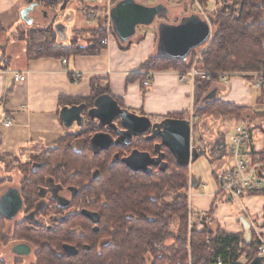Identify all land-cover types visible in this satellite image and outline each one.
Wrapping results in <instances>:
<instances>
[{
  "label": "trees",
  "instance_id": "trees-1",
  "mask_svg": "<svg viewBox=\"0 0 264 264\" xmlns=\"http://www.w3.org/2000/svg\"><path fill=\"white\" fill-rule=\"evenodd\" d=\"M217 3L218 10L212 16V39L200 54V68L211 73L264 72V0H220ZM4 31L0 23V33ZM45 31L31 30L27 39H20L26 40L29 59L86 53L87 50L81 49L77 44L60 46L56 32L53 30L47 34ZM97 42L101 43V40ZM97 45L93 48L96 51L99 50ZM195 55L193 54L188 64L171 58H154L142 70L175 69L186 72L199 56L198 54L194 58ZM213 83L216 84L214 81L196 82V117L199 119L203 114L212 115L213 111L224 118L244 117L246 108L220 101L203 103L212 92ZM104 95H109L108 88L95 90L91 100L75 105H86L89 102L93 107L95 101ZM263 98L260 99V104L263 103ZM260 114L258 118L263 120L264 111ZM170 119L189 122L183 116H171ZM262 125V129L259 128L264 133V120ZM250 133L253 136L251 130ZM75 138L76 134L72 133L60 141L58 145L64 150V156L56 162L63 165L80 162L79 156L73 151ZM203 155L199 152V158ZM208 156L213 162L220 158L213 153ZM258 156L264 162V150ZM165 163L164 171L144 176L122 166H101L102 180L93 181L85 190L82 189L87 191L83 206L87 203V196L95 198L97 202L94 203V208L100 216L99 223L84 234L74 235L71 230L64 234L48 229L34 231L24 222L15 225L8 238L5 235L9 231L7 223L0 218V244L21 242L31 245L37 249L36 264H212L217 257H222L226 264H241L240 259L244 254L251 261L260 257V242L254 232H251V243L247 244L245 234L233 235L223 230L213 232L206 227L200 230L191 224L189 179L185 172L189 167L179 166L169 150L168 161ZM80 164L84 165V162ZM166 196L170 200L162 201L161 198L165 199ZM175 222L177 229L172 232ZM77 224L80 222L77 221ZM65 245L74 247L78 254L68 256L63 247ZM0 264H5L1 255Z\"/></svg>",
  "mask_w": 264,
  "mask_h": 264
},
{
  "label": "crops",
  "instance_id": "crops-1",
  "mask_svg": "<svg viewBox=\"0 0 264 264\" xmlns=\"http://www.w3.org/2000/svg\"><path fill=\"white\" fill-rule=\"evenodd\" d=\"M123 1L108 0L102 4L103 6H98L92 0H89V4L82 1L77 3L79 8L82 7L81 12L90 23L87 28L81 29L78 39L84 40V33L87 32L92 35V41L87 46H81L76 43L78 40L76 36L70 45L62 46L70 47L77 44L81 49L87 50L86 53L29 59L26 41H19L20 39L11 36V33L21 21L20 10L27 8L35 0H0V23L5 30L3 34L7 35V38L0 40L1 157L56 147L66 136L77 132L72 131L73 127L70 129L64 127L60 120L62 108L91 100L94 91L102 88H108V96L121 108L129 110L136 116L160 122L171 116L188 118L192 125V147L197 150L215 142V139L206 141L201 134L196 137L193 131L196 124L194 121L197 120L196 118L192 121L196 108L195 86L190 81L182 83L181 72L175 69L144 71L142 67L151 59L163 57L158 53L160 24L176 26L193 16L208 20L218 7L217 0H134L136 4L148 8L161 6L166 9V13L159 15L149 26L138 25L135 34L125 43L121 42L114 32L110 19L111 10ZM200 5L206 6L205 16ZM96 11L102 12L104 18L91 21V14ZM211 29L210 41L213 35V28ZM110 34L112 38L108 46L103 47L97 42L98 40L102 42ZM95 45L98 51L93 49ZM202 48L195 50L184 63L188 64L193 54ZM64 60H67V64H64ZM15 74H25L27 78L24 82H15ZM77 76L81 78L75 83ZM215 88L217 93L213 101L255 109L260 111L259 113L264 111V98L262 104L259 102L264 97V90L253 88L243 78H234L228 86L217 84L213 90ZM248 88L258 90L261 97L259 95L255 101L252 100V91ZM8 120H11L12 124L7 128L4 124ZM233 131L228 134L218 132L222 137L218 140H227ZM252 139L248 150L259 153L252 148ZM213 164L214 186L203 184L201 179L192 173L191 178H195L196 188L192 187L188 193V204L193 220L191 223L201 228L208 224L215 232L223 230L228 234L244 235V227L239 221L240 216L244 214L239 202H228L218 195L217 175L224 166L223 160H216ZM1 167L2 165L0 171ZM244 203L251 214L263 221L264 195L251 196L246 198ZM194 216H197L199 225L195 223ZM202 216L206 220L204 224L200 222L203 220ZM242 260L243 257L240 259L241 264ZM251 263V260L247 262Z\"/></svg>",
  "mask_w": 264,
  "mask_h": 264
},
{
  "label": "flooded vegetation",
  "instance_id": "flooded-vegetation-1",
  "mask_svg": "<svg viewBox=\"0 0 264 264\" xmlns=\"http://www.w3.org/2000/svg\"><path fill=\"white\" fill-rule=\"evenodd\" d=\"M43 7L48 8L46 3H43L37 9L40 8L43 15L47 16ZM91 107L90 103L86 102V109L82 113L84 127H77V123L73 126L79 128L75 133L77 138L73 144V147L75 146L73 151L79 156L80 162L70 165L56 162L64 156L62 155L64 150H61L59 145L40 151L29 150L21 154L4 156L20 164L18 176L14 177L9 173L5 181H0V218L7 223L9 232L15 225L27 222L34 231L48 229L57 234H64L71 230L74 235L84 234L95 225L85 213H98L94 208V203L97 202L95 198L87 196V203L83 206V198L87 191L82 189L85 190L93 181L102 180V167L122 166L142 176L162 171L161 165L151 164L146 170L135 172L126 163V159L135 151L148 154L151 161L156 160L159 157L157 146L162 144L160 137L152 139L154 133L151 130L147 134L132 136L130 139L120 119L102 127L99 120H92L89 117L88 110ZM151 122L160 123L154 120ZM98 133L108 134L112 138L114 144L108 150L92 149L91 139ZM76 146L79 149H76ZM160 151L165 154L164 161H168V148L163 146ZM82 161L84 165L80 164ZM16 219L21 220L13 224ZM77 221L80 224H77ZM14 244L13 253L18 246H26L30 252L27 256L32 254L31 245L21 242Z\"/></svg>",
  "mask_w": 264,
  "mask_h": 264
},
{
  "label": "water",
  "instance_id": "water-1",
  "mask_svg": "<svg viewBox=\"0 0 264 264\" xmlns=\"http://www.w3.org/2000/svg\"><path fill=\"white\" fill-rule=\"evenodd\" d=\"M43 1L48 4H61V10L64 12L67 10L71 0H35L34 3L21 12V19L28 26L34 25V19L30 16L42 5ZM164 13H166V9L161 6L148 8L136 4L134 0H124L111 10L110 19L113 23L114 32L120 38V41L125 43L135 34L138 25L149 26L155 22L159 15ZM45 14L47 15V13ZM74 16V12H68L64 19L54 26L58 36L57 42L60 46L67 40V22H72ZM213 24V17H209L208 20H202L198 16L186 18L181 24L176 26L160 24L159 56L185 62L195 50L209 43ZM216 93L217 89L215 88L204 99L203 103L215 100ZM85 109V104L62 108L60 120L64 127L70 129L77 123V127L83 128L84 118L82 113ZM88 115L92 120H99L102 127L120 119L123 127L127 130V137L130 139L132 136L147 134L151 130L154 133L152 139L161 138L162 144L158 145L156 149L159 156L156 160L151 161L148 154L137 151L126 159L127 166L135 172L146 170L151 164L161 165V170L164 171L166 169L165 154L160 151L163 146L168 148L174 155L179 166L189 167L194 161L199 159V151L192 147V125L190 121L171 119L152 124L149 118L139 117L125 111L108 95L99 97L95 101L94 106L88 110ZM113 144L110 135L104 133L95 134L91 139V146L95 151L108 150ZM195 182V178H191L193 188H196ZM85 214L95 225L99 223L98 214L90 212ZM239 221L245 230L244 240L247 244H250L252 240V225L245 215L240 216ZM65 251L68 256H76L78 254V251L71 246H66ZM14 253L19 256H26L30 252L26 246H18ZM263 261L264 257H258L251 264H263Z\"/></svg>",
  "mask_w": 264,
  "mask_h": 264
},
{
  "label": "rangeland",
  "instance_id": "rangeland-1",
  "mask_svg": "<svg viewBox=\"0 0 264 264\" xmlns=\"http://www.w3.org/2000/svg\"><path fill=\"white\" fill-rule=\"evenodd\" d=\"M79 1H82L85 4H89V0H73L72 2L69 3V5L67 6V10L64 12L61 10V4H48L47 2H45L46 6H48V8H45V7H43V8H45V12L47 13V17H45L43 15V12H42V10H40V8L37 9L30 16L31 18L34 19L35 25L33 27L28 26L24 21H22V19H20L21 21H19L16 24V27L13 29V31L11 33V36L13 35L17 39H27L29 32L31 30H44V29L46 30L45 32L48 34L54 30V26L57 23H60L64 19L65 15L68 12H74L76 14V16H75L76 19H74V21H72V22H67V27H68L67 40L63 42L64 45H70L74 41V38L76 36H77V39L79 38L78 33L81 32V29L87 28L88 25L90 24L89 20L86 19L85 16L83 15V13L81 12L82 7L79 8V5L77 4ZM217 2H220V0H217ZM219 5H220V3H219ZM200 8L203 9L204 11L206 10V6H204V5H200ZM24 9L25 8L20 10V16H21V12ZM18 15L19 14H15V16H18ZM86 15H89V14H86ZM95 15L97 17L96 16L93 18L91 17L90 18V20L92 19L91 21H94V19H96V18H98V19L104 18V14L102 12L96 11ZM210 16L212 17L213 13ZM29 27H31V28H29ZM82 32H85V31H82ZM84 34H85V36L83 37L84 40L79 41V39L78 40L75 39L76 43L80 44L81 46H87L92 41L91 40L92 35H90L87 32ZM4 38H7L6 33L0 34V40H3ZM57 38H58V36H57ZM19 41H22V40H19ZM23 41H26V40H23ZM208 45L203 47L199 52L196 53V55L199 54L197 59L202 55V52L208 47ZM196 55L194 56V58L196 57ZM201 62H202V56H201L199 63H197V67L201 71H204L200 68ZM194 65L192 66V68L189 71L181 72V74H186V73L190 72L193 69ZM204 72H206V71H204ZM208 73H211V72H208ZM258 73H260V72H258ZM225 74H228L231 76L230 77L231 81L234 78L242 79V77L233 75V74H240V73H225V72H223V73H218V75L216 77H214L211 81H214L218 85L225 84L226 86H228L231 83V81L229 83H226V82L222 81V78H221ZM252 74H255V73H252ZM196 82H198V81H196ZM196 82L192 83V85L195 86ZM217 84H214V86ZM248 90L252 91V100L255 101L259 97L260 92L258 90L252 89V88H248ZM260 97H261V95H260ZM124 110L127 112H130L127 109H124ZM196 112L197 111L195 108L192 118H197ZM259 112L260 111H255V109H250V108L247 109L246 108L245 116L240 118V119H237L234 117L224 118V117L220 116L217 112L213 111L214 114H212V115H207V114L200 115L199 119L197 118V120H195L197 127L193 126V131L195 132L196 137L201 134L205 138L206 141H210V140L213 141V139H215V141H216L219 138H222L220 136V134H218V132H220V131H223V132L228 134V133H231L237 126H247L252 131V135H253L252 148H254L256 151L260 152L264 149V133L261 130L263 127L262 121L264 119L262 120L261 117L258 118L259 115L261 116V114ZM168 120H171V119L170 118L162 119L161 122L168 121ZM78 130H79V128H77V127H73V129H72V131H75V132ZM76 149H79V147L76 146ZM258 159H260V157H258ZM213 163L214 162L210 159V157H208V155H203L202 157H200L199 159L194 161L189 166L187 171H185L187 173V176L189 179L188 189L190 188L192 173L196 177L201 179L203 184L214 186L215 178L213 177V172H214L215 166ZM0 165H2L1 171H0V181H5L9 173L11 174V176H14V177L18 176L17 171L19 169L20 164L17 161H14L11 158H4V157L0 156ZM1 185H3V184H1ZM7 185H11V184H7ZM188 192H189V190H188ZM161 200L162 201L165 200L168 202L170 199H168V196H166L165 199L161 198ZM239 205L241 206V210H242L243 214L245 213V216L248 218V220L252 221L255 224V226L264 222V218L262 219L263 221H260L261 219L258 220V218H256L253 214H251L252 212L250 210L246 209L244 201L239 202ZM194 218H195V220H194L195 223H197L199 225V222L196 219L197 216H194ZM202 218H203V220L200 221V219H199V221L202 224L206 223L205 218L203 216H202ZM20 220L21 219L14 220L13 224H15L16 222H18ZM192 221L193 220L191 219V222ZM263 224L264 223H262L261 227H264ZM205 225H206L205 226L206 228H210L208 224H205ZM196 227L200 230L205 228V227L201 228V226H196ZM213 228H215V227H213ZM176 229H177V224L175 222L172 225V232L176 231ZM211 230H213V229H211ZM251 231L254 232L252 228H251ZM213 232H215V231H213ZM258 232L264 233V228L258 229ZM5 235H6V237L10 238L11 232L7 231V233ZM14 243L15 242H10L9 244H6V245L0 244V255L2 256V259L5 262V264H36V257H35V255L37 253L36 248L33 247V251H32V254L30 256H27V255L21 256L20 255L21 256L20 257L19 255L14 254L12 252V246L15 245ZM246 253H247V251H246ZM247 254H249V253H247ZM248 261H250V257H248L246 254H244L242 263L247 264Z\"/></svg>",
  "mask_w": 264,
  "mask_h": 264
},
{
  "label": "built area",
  "instance_id": "built-area-1",
  "mask_svg": "<svg viewBox=\"0 0 264 264\" xmlns=\"http://www.w3.org/2000/svg\"><path fill=\"white\" fill-rule=\"evenodd\" d=\"M92 1L98 6H103L102 4L108 0ZM202 14L205 16L204 10ZM95 16V12L91 14L92 18ZM111 38L112 35L110 34L107 38L102 40L101 45L103 47L108 46L111 42ZM200 59L201 57L195 61V65L190 72L180 75V81L182 83L188 81L191 83H195L196 81H211L218 75V73L201 71L197 67V63H199ZM64 64H67V60H64ZM233 75L242 77L255 89L264 90V72ZM230 77V75L225 74L221 78L222 81L229 83L231 81ZM26 78L27 76L25 74L14 75L15 82H24ZM80 78V76H77L75 83H78ZM145 84H147V82ZM195 119L196 118H193L192 121ZM11 124L12 121L8 120L4 125L8 128ZM252 138L253 136H251L250 130L247 126H237L227 140H216L215 142L210 143L211 145H205L198 149L203 154L209 155L213 153L220 157V161L223 160L224 166H222V170H220L217 175L219 181L218 195L221 196L222 200L228 202H242L251 196L264 194V162L258 159L259 156L257 152H250L248 150ZM191 188L192 184H190L189 190ZM250 223L257 240L260 242L258 255L264 257V233L258 232V229H263L264 227H261V224L255 226L252 221H250ZM209 242L210 239L207 240V244H209ZM212 264L226 263L222 257H217Z\"/></svg>",
  "mask_w": 264,
  "mask_h": 264
}]
</instances>
